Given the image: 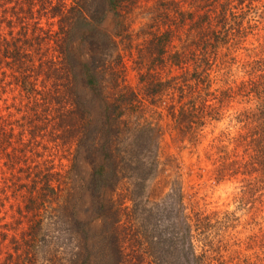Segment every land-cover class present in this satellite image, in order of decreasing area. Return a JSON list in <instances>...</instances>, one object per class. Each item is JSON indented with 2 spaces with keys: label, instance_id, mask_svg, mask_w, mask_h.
Masks as SVG:
<instances>
[{
  "label": "trees",
  "instance_id": "1",
  "mask_svg": "<svg viewBox=\"0 0 264 264\" xmlns=\"http://www.w3.org/2000/svg\"><path fill=\"white\" fill-rule=\"evenodd\" d=\"M3 10L8 38H0V62L41 107L52 139L69 134L86 160L63 170L14 167L0 124V160L10 175L22 172L0 186V207L12 218L0 226V264H264V229L239 236L234 210H186L168 171L176 166L160 162L158 141L166 134L198 157L203 128L236 103L227 114L234 130L202 147L209 166L196 167V176L236 183L234 200L251 214L264 207V35L249 40L264 32V0H20ZM42 12L56 24L46 43L14 38L15 24ZM108 12L113 36L101 29ZM113 48L112 100L105 101L101 55ZM124 56L140 94L124 82ZM143 101L155 116L128 127L121 116ZM31 113L40 126L31 122L28 133L47 126L40 111ZM122 130L131 135L132 160L113 157L123 152L113 147ZM157 175L156 197L143 196ZM124 179L130 185L118 191Z\"/></svg>",
  "mask_w": 264,
  "mask_h": 264
},
{
  "label": "rangeland",
  "instance_id": "2",
  "mask_svg": "<svg viewBox=\"0 0 264 264\" xmlns=\"http://www.w3.org/2000/svg\"><path fill=\"white\" fill-rule=\"evenodd\" d=\"M19 1L20 0H0V10L7 12L6 10H3V8ZM41 14L42 15L40 16H35L32 20L22 21L19 28L18 24H15V28H13L14 38L30 40L31 43L37 41L40 43H46V34L51 29H55L56 24L54 18H49L43 12ZM3 16L4 14L0 12V23L2 22L0 27L2 29L0 31V38H8V27L2 19ZM7 17L8 16L5 18ZM36 26H40L41 29L38 31L39 35L34 37L30 34V31L31 28H36ZM132 27L135 29L137 24H133ZM15 29L18 30V34H14ZM101 29L113 36V15L110 12L106 14L102 21ZM25 30L27 31L26 35L22 33ZM262 34L264 35V32H258L255 37H251L249 40L254 41V43H256V40L261 41ZM49 44H42L43 52L48 54V56L52 54V51L49 50ZM114 53L113 48L110 55H101V58L105 59L104 64L106 68L104 71L103 84L101 85L100 97L105 101L112 100V88L110 86L112 80L109 74L113 73ZM243 53L244 52H241V54ZM124 61L125 65H127L124 73L125 84L138 92V94L142 93L137 82V73L129 67V58L124 56ZM10 73V70L3 64V62H0V124L5 127L9 139V145L6 146V152L9 153V158L12 156L11 162L13 166L16 167L17 165L26 163L38 164V167L40 168H43L44 166H52L56 170H63L70 162L83 164L86 158L81 145L74 142L69 134H64L65 137L62 142L58 139H52L53 135H51L48 130L49 120L44 119L43 116L45 113L41 111V107L32 104L30 97H27L24 92L20 91L17 80H15ZM36 86L38 87V83H36ZM226 107H229V109L219 121H211V123L203 128L201 143L197 149L198 157L194 154H187L185 150H180L177 145L171 143L166 134H164V138L158 140L160 146L159 160L160 162L166 163L167 159H170L173 164H175V169L173 170L172 168L173 173L168 167L167 168L169 175L172 176V178H174L181 186L183 202L186 205L185 208L187 211L190 207H203L206 210H234L237 218L236 231L238 232V235L241 236L247 232L264 229V207H262L260 211L251 214L252 210L249 209L248 206H239L237 201L234 200L236 190L234 187L236 183L222 181L218 184H212L211 181L206 180L205 177L198 179L196 176V167L200 166L201 168H207L209 166L208 162L204 160L202 147L219 131L229 129L232 132L234 130L232 127L233 121H229V116H227V114L232 112L234 108L239 107V105L231 102V104ZM52 109L53 108L50 107L49 111H47L49 115H52ZM151 109L152 105L143 101L141 107L134 113L125 112L121 118L126 121L128 127H131L133 124L139 126L144 123V117L149 115L153 117L155 116V113H151ZM161 109L162 108H158L159 111ZM32 111H40V119H43V121H45L44 123H47V126H43V129L33 128V130L28 133L31 122L40 126V123L34 118L35 113H31ZM29 119L31 120L30 122H28ZM155 124L156 127L159 128V131L165 130L164 121L161 120L160 117H156ZM11 147L13 149H11ZM113 147L123 150V152L118 155L113 154L115 160L124 161L128 158H131L130 160H132L134 156H136L129 131L122 130L117 139L113 138ZM23 151L24 155L22 156L21 154ZM21 176L22 172L18 171V169H15V171L13 170L12 175H10V169L3 164V158L0 160V186L3 184V180L8 182V178L15 179L21 178ZM158 177L159 175L154 179L150 178L145 183L143 196L145 195L147 197V194L151 195V188H155V186L158 185V182L156 181V179H159ZM129 185L130 180H122L118 187V191L128 188ZM151 196L156 197V195ZM148 200L150 204H152L155 199L153 200V198H151ZM11 201L13 200L11 199ZM4 209L5 207H0V226L5 221H11L12 219L8 213L10 211L7 210L8 214H5L3 213Z\"/></svg>",
  "mask_w": 264,
  "mask_h": 264
}]
</instances>
